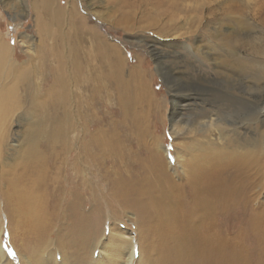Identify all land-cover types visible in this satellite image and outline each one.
Segmentation results:
<instances>
[{"label":"bare ground","instance_id":"1","mask_svg":"<svg viewBox=\"0 0 264 264\" xmlns=\"http://www.w3.org/2000/svg\"><path fill=\"white\" fill-rule=\"evenodd\" d=\"M146 1L159 16L176 21L183 15L191 23L188 33H201L214 43L208 51L197 41L190 51L204 63H185L183 86L171 87L180 95L173 99L174 157L139 121L148 117L145 107L159 109L146 98L141 73L122 80L119 49L88 28L80 30L85 19L72 0L33 1L40 64L33 56L16 59L0 30V233L7 220L31 253L32 264H43V258L46 263L102 264L103 252L95 256L100 241L94 238L104 215L96 196L107 190L119 206L138 212L151 248L149 264H264V134L254 144L258 150L238 136L240 113L257 108L247 97L253 87L247 83L240 91L238 86L247 76L256 84L264 80V32L255 34L256 25L264 23V0ZM203 19L210 24L203 26ZM45 73L42 87L39 79ZM106 82L114 84L123 113L143 131L150 149L147 164L138 171L115 136L100 127ZM92 114L100 118L94 132L87 124ZM180 134L184 140L179 145ZM89 195L95 203L86 209ZM89 211L96 213L92 222ZM231 213L242 222L233 235L220 224ZM251 235L256 238L253 253ZM52 243L46 254L43 245ZM127 247L123 264H133L135 246ZM20 260L32 262L24 256ZM0 264H14L1 241Z\"/></svg>","mask_w":264,"mask_h":264},{"label":"rangeland","instance_id":"2","mask_svg":"<svg viewBox=\"0 0 264 264\" xmlns=\"http://www.w3.org/2000/svg\"><path fill=\"white\" fill-rule=\"evenodd\" d=\"M13 1L16 5H19V8L9 4L7 0H0V30L5 35V40L11 46L12 54L16 59L23 61L33 56L36 57L37 62L40 64L39 58L42 57V53L39 50L41 35L36 26L37 11L32 7L34 0ZM72 1L78 7V16L85 19V25L80 30L88 28L93 35H99L106 45H115L119 49L124 59V65L120 70L122 80L125 83L130 81L133 78L134 71L141 73L142 80L147 83L148 94L146 93L145 96L146 98L151 97V99L149 98L150 100L154 99L159 104V109L152 108L149 110L145 107L148 117H140L139 121L141 119L140 123L147 126L150 132L159 137L160 149L163 151L165 145L174 157L172 146L175 140V135L172 133L173 99H179L180 95L178 93L174 94L171 87L175 86L176 89H180L183 86V77L186 76V64L198 65L204 63V59H201L199 54L194 52V50L190 51V49L196 48L199 44H197V41L202 40V45H200L204 50L208 51L212 50L214 43H208L207 37L201 35V33H188L191 23L185 21L182 18V14L176 21L170 20L165 16H159L154 10V5H146L148 2L146 0L144 3L142 0H137L135 4L129 0ZM128 1L130 5H128ZM202 23L203 26H207L210 24V19H203ZM176 25L181 28L176 29ZM256 27L255 34L264 32V23L257 24ZM46 76L47 74L45 73L44 78H41L42 81L39 79L41 83L43 82L42 87H46ZM242 81L243 84L240 83L238 89L243 91L245 85L247 83L250 84L253 87V91L252 93L248 92L247 97L251 98L257 108L255 110L253 109L254 107H247L240 113L242 118H239L241 127L239 128L238 136L242 137L244 135L247 139L245 142L249 145L248 147L258 150L259 148L255 147L254 144L264 134V80L256 84L252 78L247 76ZM127 86L123 88H127ZM114 89V84L106 82L107 91L104 105L102 111L98 109L100 115H102L101 119L98 117L99 115L92 114L89 116L87 124L94 132L98 128V124L95 121H98V118L102 120L100 127L115 136L114 138L117 142L124 147L125 158L129 157V164L134 168V171H138L147 164L150 149L145 144L146 142L142 140L143 131H137L133 124V119L126 117L123 113V105ZM176 96H179V98H176ZM146 106L149 107V104ZM142 108L141 106L139 111L142 112ZM27 119H30V116ZM179 124L182 125L181 122ZM140 133L141 136L139 135ZM182 137V134L178 137L179 145L184 140ZM179 150H181V146ZM260 150L263 153L260 164L264 179V149ZM108 193L110 192L106 190V193H100L96 196V201L102 203L101 209L104 216L101 220L100 232L94 238L98 242L100 241L95 256H100L103 252L104 256L100 257L102 264H123L128 257L129 248L127 246L133 244L135 246L133 264H149L148 257L151 255L149 253L151 248L148 238L145 239L147 232L141 229L138 212L131 207L124 209L119 206L117 199H113ZM261 198L264 200V188L261 191ZM93 199V196H91V199L89 198L86 209H90L92 204L95 203ZM88 214L92 216L91 222L96 219V213L89 211ZM0 219L1 221L3 219L1 214ZM224 219L226 220L224 221ZM238 219V214L231 213V219L220 218V224L222 227L230 228L231 231L229 232L233 235L240 231L242 226V222ZM125 235L130 236L131 240ZM250 238L251 240L248 238L250 242L248 247L249 251L251 249V253H253L251 242L253 243L256 238L254 235H251ZM0 241L7 256L14 264H22L21 256L30 259L32 261L30 264L33 263V258L27 250V246L24 249L25 243L18 232H15L8 225L7 220L1 223ZM31 241L34 242L35 239ZM94 244L95 242L92 245L94 246ZM53 245V243L43 245L45 250H47L46 254L51 252ZM116 247L118 248L115 249ZM158 256L159 252H154L153 257L157 258ZM55 262L53 260L46 263L43 258V264H57V261ZM155 264H158V262L155 261ZM185 264H192V262H186Z\"/></svg>","mask_w":264,"mask_h":264}]
</instances>
